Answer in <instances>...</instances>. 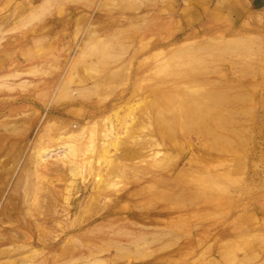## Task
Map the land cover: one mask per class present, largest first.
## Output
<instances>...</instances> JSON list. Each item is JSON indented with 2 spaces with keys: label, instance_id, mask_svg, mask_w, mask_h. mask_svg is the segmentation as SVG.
<instances>
[{
  "label": "rangeland",
  "instance_id": "1",
  "mask_svg": "<svg viewBox=\"0 0 264 264\" xmlns=\"http://www.w3.org/2000/svg\"><path fill=\"white\" fill-rule=\"evenodd\" d=\"M0 264H264V0H0Z\"/></svg>",
  "mask_w": 264,
  "mask_h": 264
}]
</instances>
